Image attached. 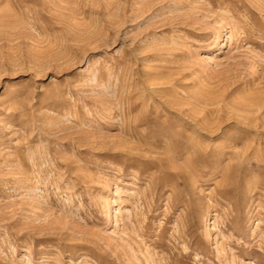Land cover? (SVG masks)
Listing matches in <instances>:
<instances>
[{"label": "rangeland", "instance_id": "1", "mask_svg": "<svg viewBox=\"0 0 264 264\" xmlns=\"http://www.w3.org/2000/svg\"><path fill=\"white\" fill-rule=\"evenodd\" d=\"M0 264H264V0H0Z\"/></svg>", "mask_w": 264, "mask_h": 264}]
</instances>
